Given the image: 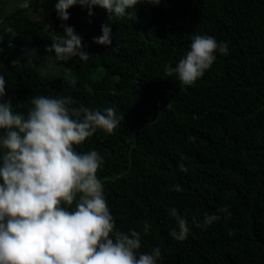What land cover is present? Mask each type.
Returning <instances> with one entry per match:
<instances>
[{
	"label": "trees",
	"instance_id": "16d2710c",
	"mask_svg": "<svg viewBox=\"0 0 264 264\" xmlns=\"http://www.w3.org/2000/svg\"><path fill=\"white\" fill-rule=\"evenodd\" d=\"M18 1L9 13L0 0V42L17 44L9 61L0 59L4 100L25 116L41 95L124 116L114 134L98 130L74 148L103 158L97 176L116 229L140 233L137 256L159 248L157 264H264V0H139L122 18L99 6L90 17L76 5L68 21L58 19L57 0H39L35 19L31 10L7 19L33 0ZM61 23L82 36L87 61L48 67L45 49L53 30L63 34ZM105 23L111 46L93 41ZM195 35L226 42L228 54L217 51L212 67L183 86L166 68ZM33 48L38 57H26ZM225 206L231 215L219 211ZM173 208L188 221L183 241L170 235L179 230ZM205 213L219 219L205 225Z\"/></svg>",
	"mask_w": 264,
	"mask_h": 264
},
{
	"label": "clouds",
	"instance_id": "9594fccd",
	"mask_svg": "<svg viewBox=\"0 0 264 264\" xmlns=\"http://www.w3.org/2000/svg\"><path fill=\"white\" fill-rule=\"evenodd\" d=\"M138 2L57 0L55 11L59 20L68 21V10L73 6L87 8L90 17L94 15L92 9L99 6L109 16L122 18L126 9ZM160 3L161 0H148L149 5ZM60 27L63 34L53 30L52 44L45 49L51 54L44 58L48 67L74 57L87 61L90 54L85 51L82 36L65 23ZM48 28L51 25L45 31ZM101 32V36L93 38L94 43L111 46L110 24H103ZM217 51L227 55V43L195 35L190 51L175 67H167L166 74H176L181 85L192 86L212 67ZM37 52L33 48L25 51V56L38 57ZM6 95L5 77L0 75V264H157L159 248L137 256L140 233L116 229L97 176L103 158L95 150L80 153L74 148L98 130L114 134L124 116H118L114 108L101 111L82 105L73 107L71 96L43 95L31 98L32 107L25 116L13 111L12 101L4 100ZM178 167L182 172L188 170L182 163ZM173 190L180 191L181 187L175 185ZM219 211L231 215L226 206ZM171 215L179 230L173 229L170 235L178 241L185 240L190 232L187 219L175 208ZM218 219L205 213L204 224ZM148 229L146 222L145 234Z\"/></svg>",
	"mask_w": 264,
	"mask_h": 264
},
{
	"label": "rangeland",
	"instance_id": "374dc122",
	"mask_svg": "<svg viewBox=\"0 0 264 264\" xmlns=\"http://www.w3.org/2000/svg\"><path fill=\"white\" fill-rule=\"evenodd\" d=\"M2 1H3L4 5L7 7L9 13L11 12L12 9H15L16 7H21L23 5V1H18V0H2ZM35 7L33 8V10H31V12H33V13H30V15L33 19H35L37 17V11H36ZM6 44L7 43L0 42V56H3L2 53L4 52V50H3L4 47H2V46H5Z\"/></svg>",
	"mask_w": 264,
	"mask_h": 264
},
{
	"label": "water",
	"instance_id": "95a60500",
	"mask_svg": "<svg viewBox=\"0 0 264 264\" xmlns=\"http://www.w3.org/2000/svg\"><path fill=\"white\" fill-rule=\"evenodd\" d=\"M39 0H34L31 4H29L28 6L26 7H23L22 9H20L19 11L15 12L12 16L8 17L7 19H10L11 17H14L16 15H20L26 11H29L31 9H33L35 7V5L38 3ZM4 20L0 21L3 22ZM9 43H7L6 45H8ZM15 44V49L10 53V54H7V55H3V56H0V59L2 60V62L6 63L7 61H9L11 55L15 52L16 48H17V44ZM3 47V46H2Z\"/></svg>",
	"mask_w": 264,
	"mask_h": 264
},
{
	"label": "flooded vegetation",
	"instance_id": "af4514ba",
	"mask_svg": "<svg viewBox=\"0 0 264 264\" xmlns=\"http://www.w3.org/2000/svg\"><path fill=\"white\" fill-rule=\"evenodd\" d=\"M27 1H31V0H27ZM33 1H34V0H33ZM33 1H32V2H33ZM32 2H31V3H32ZM31 3H30V4H31ZM23 4H24V1H23ZM36 5H37V4H36ZM36 5H35V6H36ZM31 10H33V9H31ZM30 13H33V12H30ZM7 43H9V44H8V45H5V46H3V47L13 45L15 42L10 41V42H7ZM10 53H11V52H7V54H10ZM7 54H2V55H7Z\"/></svg>",
	"mask_w": 264,
	"mask_h": 264
}]
</instances>
